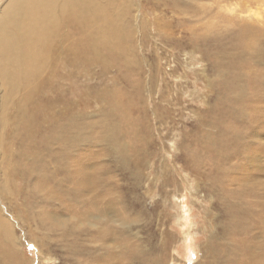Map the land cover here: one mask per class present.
Returning <instances> with one entry per match:
<instances>
[{
    "label": "rangeland",
    "instance_id": "obj_1",
    "mask_svg": "<svg viewBox=\"0 0 264 264\" xmlns=\"http://www.w3.org/2000/svg\"><path fill=\"white\" fill-rule=\"evenodd\" d=\"M109 5L25 104L0 67V264H264V0Z\"/></svg>",
    "mask_w": 264,
    "mask_h": 264
},
{
    "label": "bare ground",
    "instance_id": "obj_2",
    "mask_svg": "<svg viewBox=\"0 0 264 264\" xmlns=\"http://www.w3.org/2000/svg\"><path fill=\"white\" fill-rule=\"evenodd\" d=\"M109 2L110 0H7L4 5H1L0 67L6 75L7 97L11 93H18L20 100L25 104L35 88L36 90L39 88V72L43 68L54 67L63 49H65V53H69L67 59H71L72 55L75 57L88 55L91 43L111 42L113 46H116L117 40L115 42L113 40L117 39V28L113 29L116 26L112 22L115 21L113 18L120 17L111 12L113 9L111 10L112 6L109 5ZM116 9L115 11H117ZM76 35L77 38H74ZM67 145L69 144H62V147ZM112 200V209L110 210L104 208L110 203L109 201L104 199L100 202L103 204L102 209L99 207L101 204L95 202L94 206H97L98 213L102 214L113 210L117 212L119 199L115 196ZM231 211L234 223H240V220L242 221L240 209L231 207ZM234 223H232V227L237 230L236 226H240H235ZM8 224L7 219L2 218L1 215L0 232L5 231ZM8 232L10 234L9 230ZM213 259L217 261L216 264H224L218 260L216 255L213 256ZM255 259L256 255H253V260L255 261ZM133 263L126 261L124 257L118 264Z\"/></svg>",
    "mask_w": 264,
    "mask_h": 264
},
{
    "label": "snow or ice",
    "instance_id": "obj_3",
    "mask_svg": "<svg viewBox=\"0 0 264 264\" xmlns=\"http://www.w3.org/2000/svg\"><path fill=\"white\" fill-rule=\"evenodd\" d=\"M222 2H227V3H231L234 5H239L242 4L244 2V0H217V3H222ZM229 11H232L233 9H228ZM261 13H264V8L260 9ZM249 17L255 16L256 12H249ZM261 19H264V16H261Z\"/></svg>",
    "mask_w": 264,
    "mask_h": 264
}]
</instances>
